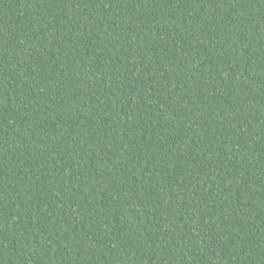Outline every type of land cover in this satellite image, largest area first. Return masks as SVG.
<instances>
[{
	"label": "trees",
	"instance_id": "1",
	"mask_svg": "<svg viewBox=\"0 0 264 264\" xmlns=\"http://www.w3.org/2000/svg\"><path fill=\"white\" fill-rule=\"evenodd\" d=\"M0 264H264V0H0Z\"/></svg>",
	"mask_w": 264,
	"mask_h": 264
}]
</instances>
